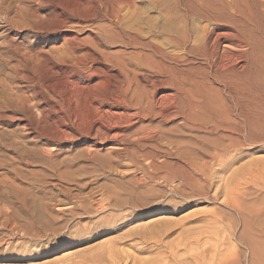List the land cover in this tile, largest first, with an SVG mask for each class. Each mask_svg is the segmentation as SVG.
Instances as JSON below:
<instances>
[{
    "label": "bare ground",
    "instance_id": "obj_1",
    "mask_svg": "<svg viewBox=\"0 0 264 264\" xmlns=\"http://www.w3.org/2000/svg\"><path fill=\"white\" fill-rule=\"evenodd\" d=\"M10 1H0V16L10 14L15 4ZM43 1L47 0H19V5ZM99 1L102 9L115 15L121 7L134 8L140 0ZM152 6L163 10L164 28L160 31L165 42L146 38L140 30L142 35L126 34L122 47L136 52H130V63L121 68L122 87L117 95L97 106L108 125L99 123L87 136L92 148L74 171H58L52 161L53 150L42 149L37 154L17 150L14 156L0 153L1 258L34 260L43 251L30 248L40 247L43 238L52 242L64 235L73 221L77 222V233L90 231V237L85 238L89 240L118 233L134 213L147 216L153 209L176 212L185 206L164 204L166 199H179L187 205L201 201L214 204L222 196L221 206L235 219L224 208L195 219L196 225L181 233H190L189 238L180 241L176 237L180 242L175 246L171 243L173 247L168 244L173 257L169 263L215 264L207 261L197 243L213 229L218 232L230 217L233 222L229 226L234 232L240 227L239 242L247 249L237 253L241 261L235 263L263 264L264 186L260 197L248 200V186L264 174L262 163L255 167L263 159H250L246 166L242 162L256 148L264 150V0H156ZM66 12L64 7L62 14ZM35 13L33 20L39 19ZM62 14L53 8L49 15L61 26ZM9 23L14 26L15 22ZM30 23L24 28L31 27ZM161 91L168 93L159 102ZM1 109L16 111L17 106L6 101ZM133 119L138 121L132 123ZM29 127L24 129L32 131ZM58 128L47 140L63 144L76 139L71 131ZM100 146H109L104 157L98 151ZM35 164L41 171L27 172L43 178L29 181L24 168ZM243 186H247L246 191ZM162 225L165 227L158 231H143L142 242L148 244L151 238L163 247L176 223ZM134 235H117L112 244L96 247L77 264H124L123 259L129 256L124 258L126 252L119 246L133 240ZM182 252L189 258L184 259ZM223 257L216 262L232 264L227 254Z\"/></svg>",
    "mask_w": 264,
    "mask_h": 264
},
{
    "label": "rangeland",
    "instance_id": "obj_2",
    "mask_svg": "<svg viewBox=\"0 0 264 264\" xmlns=\"http://www.w3.org/2000/svg\"><path fill=\"white\" fill-rule=\"evenodd\" d=\"M3 1L9 3V0L8 2L7 0ZM47 1L37 3L36 5L33 3L19 5V0H11L10 3L15 4L8 11L10 14H1L0 16V107H3L6 101L11 105L17 106L16 111L7 109H1L0 111V153L6 152L8 155L14 156L13 153L17 150L29 154H37L42 149H46L47 151L53 150L52 152L55 156L52 161L55 163L57 170L74 171L83 162L85 154L87 153L86 151L89 150L88 148H92L93 143L87 142V136L97 128L99 123L105 122L108 125L107 121L103 118L101 109L98 110L97 106H101V100L117 95L122 87L123 72L121 68L125 64L130 63V52H136L133 49L122 47V40H127L126 34L130 32L139 33L141 31L142 34H145H143L144 37L158 38L157 40L159 42L161 41L160 43H164V34L161 32L164 28L163 13H161L163 10L160 8L154 9L152 5L156 0H140L136 3V8L129 9L128 7H121L115 15L108 14L104 10L105 8L102 9L99 0H97L98 2L96 0ZM81 2L84 4L83 6H79ZM87 4L89 7H87ZM62 6L68 12L62 14L64 9ZM53 8L57 9V13L62 14L60 19L64 21L63 25L59 26V23L53 21L52 18L50 19L49 14L53 11ZM33 13L39 19L33 20L31 18ZM10 20L15 22L14 26L9 23ZM25 21L27 24L31 22V27L24 28ZM19 24L20 26H18ZM16 27L18 29L20 27L21 29L18 30ZM153 28L158 33H162V36ZM143 29H146L145 32ZM155 35L157 36L155 37ZM159 37H163V39L160 40ZM13 38H17L16 41ZM13 42L15 44L17 43L16 46H14L15 44ZM18 44L19 46H17ZM167 93L166 91L159 92L157 96L158 101L160 102ZM137 121V119H133L132 123ZM26 125H30L29 128L32 131L25 130L24 126ZM59 126L69 132L71 131L76 139L74 138L73 141L71 140L63 144L53 142L55 141L54 139L47 140V136L52 133L54 134L59 129ZM99 148L98 151L100 150L101 156L104 157L108 153L109 146H100ZM249 153V157L242 162L243 165L245 164L246 166V164H249L250 159L255 162L259 161L258 159H263V162H257V165H255V167L260 166L262 163V167H260L263 168L264 150L259 147ZM253 158L258 159L254 160ZM35 165L24 168L26 170L24 173L29 175L27 176L29 181L43 178V175L38 174L36 176L27 172L41 171L40 167H37L38 164ZM47 173L49 174V172L45 174ZM263 177L264 174L262 172L261 176L256 178V184L248 186L251 189L248 198L249 201L250 199L253 201L252 199L261 196V189L264 186ZM242 188L243 191H246L245 188L247 186H243ZM252 192H254L253 197H251ZM224 199L221 196L217 200V203L214 204L201 201L191 205H187L179 199L173 198L170 199L171 201L166 199L164 204L169 203L170 206H185L176 212H172L169 209L165 211L153 209L147 216L139 212L134 213L128 218L131 219L130 223L119 229L118 233L109 236H98L89 240H85V238L90 237V231L83 230L77 233V222L73 221L69 224L72 228L65 230L64 235L56 238L52 242L43 238L41 239L40 247L30 248V251L34 249L43 251L41 256H38L34 260L12 256L0 257V264H77L81 261V258L90 254L96 247L105 243L112 244L110 241L117 235L130 233L135 234V238L119 246V249L123 248L122 250L126 252L124 258L126 255L129 256L128 259H123L124 264H140L138 262L140 259L141 262L144 261L143 264H168L173 259L171 256L172 248L170 247L182 241L181 239L189 238L188 234L190 233L186 234L187 237L185 234L181 235L183 230H188L195 226L196 224L193 222L195 219L203 215H210L216 209L224 208L220 203ZM223 210L227 213L230 211L227 208ZM229 214L235 219L233 213L229 212ZM230 219L229 217L225 221L226 224L218 232L217 229L216 231L213 229L210 235H204L205 238L203 236L198 241L197 244H199V248L201 249L200 252L202 251L206 255L207 261L211 262L212 260L216 264L224 259L223 256L227 254L229 256L228 262L232 261V264H236L235 262L240 260V258L238 259V254L247 252L246 247L239 242L240 227L234 232L231 226H229L233 222ZM167 223L171 225L176 223L180 227L174 225L175 228L173 227L171 231H174L173 235L164 238L166 243L163 241V247H160L161 244H157L158 242L151 238V241L148 240V244L142 242L143 240L140 238V234L143 231L149 230V233L151 231H158L165 227L162 224ZM90 226L92 227L93 224H90ZM160 226L162 227L160 228ZM209 239L212 241H209ZM216 240L218 241L216 242ZM193 241L191 239L190 242ZM169 243L170 245L172 243V245L169 246ZM41 246L43 247L42 250ZM208 246H210L209 248L211 250ZM156 247L159 248L156 250ZM206 248H208V251ZM182 250H184V247L181 248ZM161 252L164 253L162 254ZM130 257L133 258H131L133 261L130 260ZM155 258L156 261L153 262ZM183 258L187 259L189 256L185 254ZM163 259L165 260L163 261ZM218 259L219 261H217ZM241 264H246V262L243 260Z\"/></svg>",
    "mask_w": 264,
    "mask_h": 264
}]
</instances>
